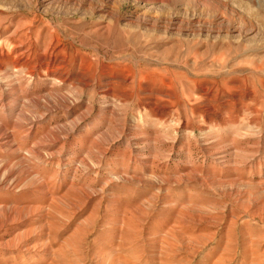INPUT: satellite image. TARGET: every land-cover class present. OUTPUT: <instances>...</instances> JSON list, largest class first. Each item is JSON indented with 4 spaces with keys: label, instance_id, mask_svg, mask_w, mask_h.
I'll return each instance as SVG.
<instances>
[{
    "label": "rangeland",
    "instance_id": "374dc122",
    "mask_svg": "<svg viewBox=\"0 0 264 264\" xmlns=\"http://www.w3.org/2000/svg\"><path fill=\"white\" fill-rule=\"evenodd\" d=\"M0 264H264V0H0Z\"/></svg>",
    "mask_w": 264,
    "mask_h": 264
},
{
    "label": "bare ground",
    "instance_id": "6f19581e",
    "mask_svg": "<svg viewBox=\"0 0 264 264\" xmlns=\"http://www.w3.org/2000/svg\"><path fill=\"white\" fill-rule=\"evenodd\" d=\"M154 1L159 2V1H161V0H154ZM48 64H50V63H48ZM52 66H53V65H52Z\"/></svg>",
    "mask_w": 264,
    "mask_h": 264
}]
</instances>
